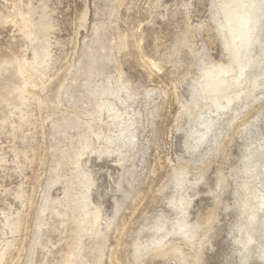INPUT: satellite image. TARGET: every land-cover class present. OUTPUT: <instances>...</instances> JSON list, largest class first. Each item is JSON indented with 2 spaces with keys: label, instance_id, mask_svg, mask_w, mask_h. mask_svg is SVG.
<instances>
[{
  "label": "rangeland",
  "instance_id": "1",
  "mask_svg": "<svg viewBox=\"0 0 264 264\" xmlns=\"http://www.w3.org/2000/svg\"><path fill=\"white\" fill-rule=\"evenodd\" d=\"M253 3L0 0V264H264V28L205 91Z\"/></svg>",
  "mask_w": 264,
  "mask_h": 264
},
{
  "label": "bare ground",
  "instance_id": "2",
  "mask_svg": "<svg viewBox=\"0 0 264 264\" xmlns=\"http://www.w3.org/2000/svg\"><path fill=\"white\" fill-rule=\"evenodd\" d=\"M241 8V12L239 14H232L231 13H227L226 14V24H227V30H228V34L229 37L231 39L232 42V49H236V50H242L243 52V56L246 58V60L248 61L247 64L243 67V69L240 71V76L238 77V79H236L234 82H226V81H222L220 84L216 85L214 82V84L208 85L205 89V91L207 93H214L215 91H217L220 87L227 85V86H233V85H237L239 80L242 78L244 81H246L251 75H252V71L256 68V66L260 63L258 62V60H254L251 57V53L254 49H256V45L258 44V34H261L263 37V33L262 30L264 28V10H262L261 8V3H257V4H250L247 6H241L238 7ZM130 9V8H129ZM24 17V16H23ZM19 19V18H18ZM22 19V18H21ZM21 25H25L24 21H21ZM20 28V27H19ZM262 39V38H261ZM131 41V40H129ZM128 41V42H129ZM133 41V40H132ZM131 41V42H132ZM139 43V42H138ZM257 43V44H256ZM140 45V44H139ZM263 45V43H262ZM135 46V44H134ZM132 47V46H131ZM137 47L133 50L135 53L137 51ZM133 48V47H132ZM130 49V48H129ZM139 49V48H138ZM233 50V51H234ZM129 51V50H128ZM262 51H264V48L262 49ZM140 52V51H139ZM129 53V52H128ZM142 53V51H141ZM237 53V52H236ZM143 54V53H142ZM239 54V53H238ZM132 55V54H131ZM138 55V54H137ZM141 56V55H140ZM234 57V56H233ZM147 58V56H146ZM150 59V58H149ZM233 59V58H232ZM138 63V62H136ZM25 66V65H24ZM137 66H140L143 71L148 75H155L158 72V66L153 63L151 60H147L144 58L140 59V62L138 63ZM24 68V67H23ZM29 68V67H28ZM27 68V69H28ZM216 68V67H215ZM219 68V67H218ZM26 69V68H25ZM30 69V68H29ZM28 69V70H29ZM26 70V71H28ZM216 70V69H215ZM214 70V71H215ZM218 70V69H217ZM221 72L224 73H228L230 72L227 68L222 69L220 67L219 69ZM212 71V70H211ZM217 72V71H216ZM219 74V76H220ZM228 75V74H227ZM213 78V77H212ZM216 78V76H215ZM219 78V77H218ZM225 79V78H224ZM218 81V80H217ZM216 81V83H217ZM208 84V83H206ZM219 99V98H218ZM227 104L230 103V101H226ZM215 103V102H214ZM220 109V108H219ZM212 121V120H211ZM206 126V125H205ZM260 153V154H259ZM262 162L263 165L262 168L258 167V163ZM246 167H245V173L248 174L251 179L253 180L254 177L259 176L263 179L261 180V186L262 189L261 191H254L253 193H251L250 195V199H248V208L251 209V213H250V218L253 219L255 217V214L257 212V210H262L264 211V151L262 152H252L248 158L246 159ZM255 180H258V177L255 178ZM259 181V180H258ZM259 183V185H260ZM135 201V200H134ZM133 201V202H134ZM136 202V201H135ZM140 202V201H139ZM181 215V214H180ZM189 215V212H185L182 214L183 216V220L185 221L187 218V216ZM264 215V214H263ZM167 217V216H166ZM161 216L160 220H157V223L155 225V233L158 232V228L162 227V223L169 220L168 218ZM169 218H171V215H169ZM264 218V217H263ZM172 221V219H170ZM169 223V222H167ZM186 224L188 222H185ZM197 224V223H196ZM197 226V225H196ZM190 228V227H189ZM162 230V229H161ZM168 230V229H167ZM153 232V231H152ZM116 233V232H115ZM153 233V234H155ZM168 235L166 234L165 236H169L170 235V231L168 230ZM156 235V234H155ZM158 236V235H156ZM162 237V236H161ZM164 237V236H163ZM192 237V234L188 233L187 235H182V239L183 240H190ZM155 238V237H154ZM165 238V237H164ZM248 241H252L253 239L248 236L247 237ZM157 240V239H156ZM174 247L176 249H179V247L181 246L180 243L178 241L174 242Z\"/></svg>",
  "mask_w": 264,
  "mask_h": 264
},
{
  "label": "snow or ice",
  "instance_id": "3",
  "mask_svg": "<svg viewBox=\"0 0 264 264\" xmlns=\"http://www.w3.org/2000/svg\"><path fill=\"white\" fill-rule=\"evenodd\" d=\"M261 8H262V10H264V0H261ZM240 264H247V262L244 261V260H242V261L240 262Z\"/></svg>",
  "mask_w": 264,
  "mask_h": 264
}]
</instances>
